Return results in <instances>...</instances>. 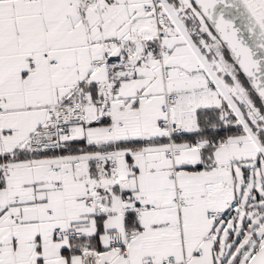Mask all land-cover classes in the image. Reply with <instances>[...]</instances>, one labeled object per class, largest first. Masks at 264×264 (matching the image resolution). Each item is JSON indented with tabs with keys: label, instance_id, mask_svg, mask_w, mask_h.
Listing matches in <instances>:
<instances>
[{
	"label": "snow or ice",
	"instance_id": "obj_1",
	"mask_svg": "<svg viewBox=\"0 0 264 264\" xmlns=\"http://www.w3.org/2000/svg\"><path fill=\"white\" fill-rule=\"evenodd\" d=\"M0 264H264V0H0Z\"/></svg>",
	"mask_w": 264,
	"mask_h": 264
}]
</instances>
